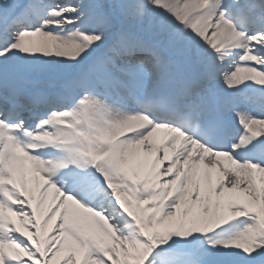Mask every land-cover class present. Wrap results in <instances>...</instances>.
I'll list each match as a JSON object with an SVG mask.
<instances>
[{
	"label": "snow or ice",
	"instance_id": "obj_1",
	"mask_svg": "<svg viewBox=\"0 0 264 264\" xmlns=\"http://www.w3.org/2000/svg\"><path fill=\"white\" fill-rule=\"evenodd\" d=\"M0 264H264V0H0Z\"/></svg>",
	"mask_w": 264,
	"mask_h": 264
}]
</instances>
